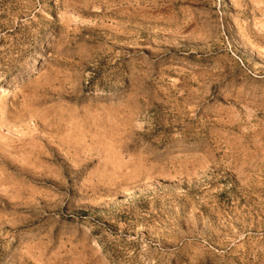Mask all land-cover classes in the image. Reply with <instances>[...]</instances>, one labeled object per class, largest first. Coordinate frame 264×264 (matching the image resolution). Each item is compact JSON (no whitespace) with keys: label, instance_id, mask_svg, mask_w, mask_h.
<instances>
[{"label":"rangeland","instance_id":"obj_1","mask_svg":"<svg viewBox=\"0 0 264 264\" xmlns=\"http://www.w3.org/2000/svg\"><path fill=\"white\" fill-rule=\"evenodd\" d=\"M0 264H264V0H0Z\"/></svg>","mask_w":264,"mask_h":264}]
</instances>
